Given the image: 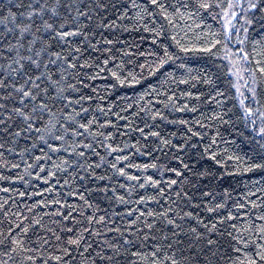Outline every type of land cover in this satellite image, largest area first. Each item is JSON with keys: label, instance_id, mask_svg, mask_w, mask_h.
Here are the masks:
<instances>
[{"label": "trees", "instance_id": "16d2710c", "mask_svg": "<svg viewBox=\"0 0 264 264\" xmlns=\"http://www.w3.org/2000/svg\"><path fill=\"white\" fill-rule=\"evenodd\" d=\"M18 2L0 0V13L6 14L10 6L13 12L18 11L15 7ZM105 2L109 4L108 10L94 12V18L99 23L103 15L105 23L114 22L115 26L99 29L96 39H100L101 33L103 39L98 50L89 49L84 53L81 63L87 61L88 66L80 76L87 87L81 86L79 93L74 94L77 103L69 105L66 112L75 118L76 124H87L89 120L92 124L90 130L77 129L80 136H72L69 128L63 141L64 145L89 144L91 148H78V152L85 153L80 158L69 155V151L52 152L48 144L57 147L61 142L46 137V144L38 140L35 133H24L14 142L8 137L9 143L0 139V143H4L0 148V233H6L9 224L27 226L33 219H41L66 241L67 229H74V235L89 227V232L82 233L84 241L80 251L91 244L89 251L94 257L95 252L104 248L105 240L113 243L121 240L120 233L112 229H127L124 236L131 234L132 238L139 229L141 237L145 233L154 234L161 243H175L178 239L180 244L175 247L189 254L197 248L188 249L192 237L187 231L176 229L179 235L174 239L171 226L164 221L157 220L151 230L143 227L141 212L147 216L148 212L173 207L182 209L181 214L191 212L202 221L200 231H205L203 225L209 228L216 225V231L208 236L216 241L213 250L218 253L219 264H230L225 257L231 252L229 243H234L233 236L244 237L248 245L245 252L242 242L241 253H231V260L239 255L246 261L264 245L261 232L264 219H258L264 216V168H251L253 162H260L259 154L264 149L252 139L260 127V113L252 118L256 120L253 125L251 119H243L239 101L244 100L245 106L253 110L264 111V76L257 73L253 83L250 75L256 71L255 59L258 58L253 52V41L264 39V31L256 23L248 26L249 31L245 33L243 21L237 19L243 15L239 9H233L237 17L225 16L222 8H213L201 10L190 18L181 10L184 14L169 16L172 20L169 24L158 9L155 10L157 15L145 16L143 21L137 22V12L130 8L133 0ZM135 2L144 7V0ZM161 2L171 13L174 11L171 5L178 4L179 0ZM212 2L222 3L223 8H227L228 0ZM161 25L163 31L157 35ZM104 40H111L112 44L104 45ZM215 40L220 43L211 51H199ZM165 48L172 59L160 66L159 58ZM241 49L253 57L250 62L241 59ZM106 58L107 64L104 63ZM229 68L238 75H229ZM206 80H211V85L206 84ZM233 84L239 87V93ZM214 88L224 92L226 98L216 96ZM249 88L256 89L255 98ZM56 107L61 108L63 104ZM82 108L88 112L84 113ZM213 116H220L222 120H212ZM57 119L65 123L59 116ZM189 129L196 135L192 136ZM57 134H64L63 129ZM165 140L170 143L165 144ZM209 145L211 148L206 152ZM212 153L218 156L219 163L209 159ZM63 161H67V165ZM181 161L188 164L187 170L183 169ZM113 163L116 169L111 167ZM121 168L124 175H120ZM246 168L251 170L246 171ZM206 170L211 175H199ZM176 171H182V175L177 177ZM194 172L197 175H193ZM82 176L87 178L82 180ZM133 177L135 179H130ZM149 177L157 182L154 186L145 183ZM172 180L178 183L171 185ZM185 192L192 196L190 203L186 202ZM205 192L207 196L203 195ZM216 205L223 207L216 209ZM208 207L216 210L208 212ZM170 215L175 216L176 212ZM65 216L68 219H64ZM88 217H93L91 226ZM101 217L103 222L97 223ZM154 219L148 217L149 221ZM180 223L187 230L195 225V220L185 219ZM95 232L100 235L96 236ZM36 234L55 244L50 233L46 235L38 230ZM29 236L36 240L31 232ZM165 236L167 242L163 240ZM147 243L150 251L153 242L149 239ZM70 252V257L65 258L66 264H79L78 250L73 247ZM56 254L50 248L42 249L36 259L38 264H46V260L47 264H57L47 259ZM7 259L0 251V261ZM22 260L23 257L14 254L8 264H20ZM24 264L34 262L24 261ZM129 264L142 262L130 258ZM257 264L264 262L257 259Z\"/></svg>", "mask_w": 264, "mask_h": 264}, {"label": "snow or ice", "instance_id": "6c2138e0", "mask_svg": "<svg viewBox=\"0 0 264 264\" xmlns=\"http://www.w3.org/2000/svg\"><path fill=\"white\" fill-rule=\"evenodd\" d=\"M15 7L18 9L16 12H13L10 6L6 14L0 13V139H3L4 143H9L8 137H11L14 142L24 133H35L36 138L46 144L48 143L46 137L61 142L57 147L48 144L52 152L64 150L69 151V155H78V157L83 158L84 151L78 152L77 149L80 147L90 149L91 145H64L63 141L69 128L72 129V136H80L81 133L77 129L90 130L89 125L92 124V121L89 120L87 124H76L75 118L66 112L69 105L77 103L74 94L79 93L81 86L87 87L80 76V72L88 66L87 61L81 63V60L84 59V53L89 49L98 50L103 39L102 33L100 39H96L99 29L115 26L114 22L112 24L105 23L103 15H100L99 23H97L93 15L94 12H106L109 4L105 0H87V3L84 0H19ZM171 7L174 11L169 13L168 6L161 0H144L143 8L135 0L130 4V8L137 12V22L143 21L145 16L157 15L155 10L158 9L159 15L169 24H172L169 16L178 17L184 14L181 10H184L190 18L193 15H198L201 10L207 11L213 8H222L225 16L237 17V12L233 9H239L243 15L237 19L243 21L245 33L249 31L248 26L256 23H259L261 31H264V0H228L226 9L223 8L222 3H213L212 0H179L178 4L171 5ZM19 9H23V11H19ZM127 11L128 8L126 7L125 12ZM145 30H149L147 25H145ZM162 31L163 26L161 25L160 31L156 34L160 35ZM94 39H96V43H93ZM219 43V40L208 42V47L201 48L199 51L209 52ZM240 43L243 44L244 41L242 40ZM110 44H112L111 40H104V45ZM184 51H189V49H184ZM240 51L243 53L241 56L243 61L250 62L253 59L243 49ZM253 52L258 57L255 59L256 71L250 72L253 83H255L257 73L264 76V39L253 41ZM171 59L167 48L163 49L159 58L160 66ZM108 62L106 58L104 63L107 64ZM245 71L249 70L245 69ZM228 74L238 75V73L233 72L232 68L228 69ZM205 83L211 85L212 81L206 80ZM232 87L236 88L237 93L240 92L239 87L235 84ZM213 91L216 96L222 99L226 98L224 92L216 88ZM249 91L255 98L256 89L249 88ZM210 98L214 97L210 96ZM81 99L83 98L81 97ZM59 104H63V107L57 108L56 106ZM239 105L243 112V119H251L253 125L256 124V120L252 118L257 115V112L260 113V127L252 139L256 140L261 149H264V111L259 108L253 110L252 107L245 106L244 100H240ZM81 111L87 113L88 109L82 108ZM76 115L78 116L79 113ZM58 116L65 123H60V119H57ZM211 119L222 120V117L213 116ZM223 122L226 123V121ZM181 123L184 122L181 121ZM13 128L18 130L13 131ZM60 129H63L64 134H57ZM253 130L255 131V129ZM188 131L192 133V136L196 135L191 129ZM152 135L155 136L157 133ZM215 142L213 139L212 143ZM4 143H0V148L4 147ZM164 143L168 144L170 141L165 140ZM210 148L211 145L206 147L205 151L208 152ZM11 150L9 148V151ZM259 155L260 162H253L251 168H264V152ZM209 159L219 163L215 153H212ZM237 160L240 158L237 157ZM62 163L67 165V161ZM181 163L183 169L189 168L188 164L183 163V161ZM111 167L116 169V164L113 163ZM144 167L147 168L148 165ZM245 170L251 169L246 168ZM175 174L179 177L182 175V171H176ZM120 175H124L123 168L120 169ZM193 175H197V173L194 172ZM199 175L208 176L211 173L206 170ZM86 178L81 177L82 180ZM145 183H151L154 186L157 182L149 177ZM170 183L175 185L178 181L172 180ZM141 187H144V184H141ZM177 195L179 196L180 193L178 192ZM203 195L207 196L208 193L205 192ZM185 199L186 202L190 203L191 194L185 192ZM142 201L143 197H141L140 202ZM192 206L198 207V205ZM221 207L223 205H216V209ZM216 209L208 207L207 211L214 212ZM174 211L176 215L171 216L170 214ZM182 211V209L168 207L165 211L148 212L147 216L141 212L140 217L144 221L143 227L149 230L154 228L157 220L164 221L166 225L171 226V234L174 239L179 235L176 229L187 231V234L192 237L188 249L197 248L196 251L189 254H185V249L175 247V245L180 244L178 239H175V243H161L154 234L145 233L141 237L139 229L135 230L137 233L135 238H132L131 234L125 237L123 233L127 229L122 231L116 228L112 231L120 233L121 240L114 243L105 240L104 248L95 252L93 257L89 251L92 248L91 244L80 251L81 243L84 241L82 233L89 232V227L83 228L82 232H76L74 235V229H67L69 236L65 241L60 235H56L51 228L46 227L41 219H33L27 223V226L9 224L7 232L0 233V251L3 252V256L8 258L0 261V264H8L9 260H13L14 254L23 257L20 264H24V261H33L34 264H38L36 254L41 253L42 249L47 251L49 248L57 254L49 255L48 260H55L57 264H66L65 258L70 257V249L73 247L79 252V264H97V261L99 264H129L130 258H136L142 264H219L218 253L213 250L216 247V241L208 236L209 233L216 231V225L213 224L211 228L203 225L205 231H200L202 221L193 217L191 212L181 214ZM148 217L155 219L149 221ZM64 219H68V217L65 216ZM185 219L195 220V225L187 230L183 229L180 222ZM258 219H264V216L258 217ZM103 220L104 218L101 217L97 223H102ZM87 222L91 226L93 217H88ZM38 230H43L46 235L50 233L55 239V244L50 239L36 234ZM30 232L36 235V240L31 239ZM261 232L264 233V228L261 229ZM95 235L99 236L100 233L95 232ZM149 239L153 242L150 251L147 250ZM163 240L167 242L168 237H163ZM232 241L234 243H229L231 252L225 257L230 260V264H257V259L264 262V245L259 246V250L252 256H248L246 261L241 260L239 255L235 260H231V253H241L240 245L242 242L245 245V252L248 245V241L244 237L233 236ZM37 242H39V247H37ZM170 252L171 254H169Z\"/></svg>", "mask_w": 264, "mask_h": 264}]
</instances>
